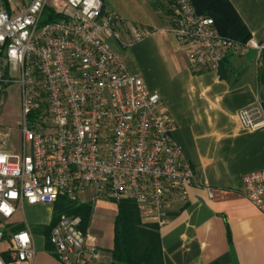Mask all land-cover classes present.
Masks as SVG:
<instances>
[{
	"label": "built area",
	"instance_id": "obj_1",
	"mask_svg": "<svg viewBox=\"0 0 264 264\" xmlns=\"http://www.w3.org/2000/svg\"><path fill=\"white\" fill-rule=\"evenodd\" d=\"M168 32L187 52L190 70L217 71L230 52L264 64V43L241 44L221 34L212 17L199 14L193 0H171ZM122 19L103 0L0 1V108L6 88L21 87L23 150L8 152L0 138V216L11 219L18 206L55 205L63 197L97 196L131 200L142 220L161 228L185 205L194 172L174 140V118L140 75L131 73L109 39L127 49L152 31L130 29L121 40ZM241 124L264 128L263 106L243 109ZM243 195L264 213V170L243 177ZM5 206H7L5 208ZM0 229V264L30 261L35 247L27 226L10 239ZM62 264H94L99 250L82 229V219L61 215L49 233Z\"/></svg>",
	"mask_w": 264,
	"mask_h": 264
},
{
	"label": "crops",
	"instance_id": "obj_2",
	"mask_svg": "<svg viewBox=\"0 0 264 264\" xmlns=\"http://www.w3.org/2000/svg\"><path fill=\"white\" fill-rule=\"evenodd\" d=\"M103 2L125 26L131 19L151 29V34L126 52L114 39L108 43L125 60L128 70L160 95L162 107L176 123L172 137L194 172L188 202L176 207L159 228L164 264H264V213L243 195L244 175L264 170V128L247 129L238 117L243 109L264 108V64L258 68L249 55L230 52L219 70L194 72L187 52L167 31L171 0ZM228 2L239 14L250 40L263 44L264 0ZM20 207L40 212L35 224L12 221ZM54 207L25 204L17 207L11 219L0 216L3 227L19 226L5 229L9 239L13 232L28 226L34 242L32 262L11 261L5 254L10 264H62L50 252L47 237ZM37 225L40 235L33 228ZM92 237L99 250L94 264H112L113 246L103 249L98 238ZM6 245L2 251H7Z\"/></svg>",
	"mask_w": 264,
	"mask_h": 264
},
{
	"label": "trees",
	"instance_id": "obj_3",
	"mask_svg": "<svg viewBox=\"0 0 264 264\" xmlns=\"http://www.w3.org/2000/svg\"><path fill=\"white\" fill-rule=\"evenodd\" d=\"M2 1V0H0ZM199 14L212 17L216 29L241 44H246L250 33L239 18L228 0H193ZM117 205V214L114 220V242L111 249L112 264H164L161 246L160 230L155 224L144 223L137 204L131 200H113ZM53 222L47 227L49 250L52 246L49 233L60 219L61 215L79 216L82 219V229L87 231L91 224L92 207L86 203L60 199L55 204ZM0 220V229H16L19 226L6 225L3 227Z\"/></svg>",
	"mask_w": 264,
	"mask_h": 264
},
{
	"label": "rangeland",
	"instance_id": "obj_4",
	"mask_svg": "<svg viewBox=\"0 0 264 264\" xmlns=\"http://www.w3.org/2000/svg\"><path fill=\"white\" fill-rule=\"evenodd\" d=\"M127 22L129 24H126L125 26V23L122 21L118 28L120 38L124 42H130V29L132 27H140L145 30L149 29L131 19L127 20ZM123 29H126L127 33H124ZM114 40L118 42L120 48L124 52L129 49V47L127 49L122 48L120 42L116 39ZM20 89L21 87L18 84L9 85L6 88L3 105L0 108V138L2 140L3 148L8 150V152L11 151L17 154H21L23 150V134L21 130L23 108ZM81 198L83 201H80V203L86 202V204H89L92 207V221L89 227V233L98 238L100 247L103 249L111 248L114 242V220L118 210V208H116V203L106 199V197L97 196L95 189L90 191L87 190ZM40 215V212H37L35 208L25 207L22 209L20 207L12 221L25 225L26 223L33 225ZM33 228L36 231V234H41V227L37 225L35 227L33 226ZM6 247L7 245L4 243L0 245V250H4Z\"/></svg>",
	"mask_w": 264,
	"mask_h": 264
},
{
	"label": "water",
	"instance_id": "obj_5",
	"mask_svg": "<svg viewBox=\"0 0 264 264\" xmlns=\"http://www.w3.org/2000/svg\"><path fill=\"white\" fill-rule=\"evenodd\" d=\"M255 56V52H250L249 53V59L251 60Z\"/></svg>",
	"mask_w": 264,
	"mask_h": 264
},
{
	"label": "clouds",
	"instance_id": "obj_6",
	"mask_svg": "<svg viewBox=\"0 0 264 264\" xmlns=\"http://www.w3.org/2000/svg\"><path fill=\"white\" fill-rule=\"evenodd\" d=\"M7 206H5V208H6Z\"/></svg>",
	"mask_w": 264,
	"mask_h": 264
}]
</instances>
